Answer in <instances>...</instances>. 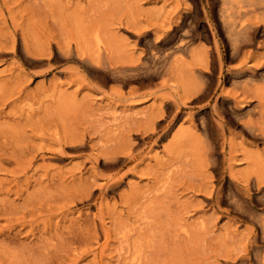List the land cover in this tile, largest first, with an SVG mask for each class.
Listing matches in <instances>:
<instances>
[{
  "label": "rangeland",
  "instance_id": "1",
  "mask_svg": "<svg viewBox=\"0 0 264 264\" xmlns=\"http://www.w3.org/2000/svg\"><path fill=\"white\" fill-rule=\"evenodd\" d=\"M260 3L0 0V264H264Z\"/></svg>",
  "mask_w": 264,
  "mask_h": 264
},
{
  "label": "bare ground",
  "instance_id": "2",
  "mask_svg": "<svg viewBox=\"0 0 264 264\" xmlns=\"http://www.w3.org/2000/svg\"><path fill=\"white\" fill-rule=\"evenodd\" d=\"M261 3L264 4V0H261ZM238 12H240V11H238ZM254 23H249L248 21L246 22V20L245 21H242L241 20L239 23L235 22L234 20L233 21H230V22H227V26L229 28L230 34L231 35H237L238 36V37L234 38L233 41H232L233 44H234V48L238 49V47L241 46L240 43H242V42L248 43V42H250L254 38V33L257 30V27H256L257 24L256 23L254 24ZM242 45L245 46V44H242ZM99 50H101V44H100V42H99Z\"/></svg>",
  "mask_w": 264,
  "mask_h": 264
}]
</instances>
